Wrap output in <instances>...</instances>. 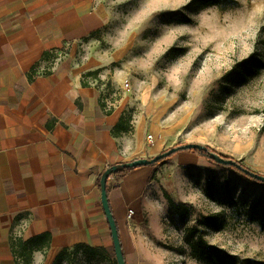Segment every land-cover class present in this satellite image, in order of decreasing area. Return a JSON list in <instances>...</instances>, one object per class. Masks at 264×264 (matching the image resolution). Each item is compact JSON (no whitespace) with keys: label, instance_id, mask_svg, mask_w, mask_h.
Listing matches in <instances>:
<instances>
[{"label":"crops","instance_id":"crops-1","mask_svg":"<svg viewBox=\"0 0 264 264\" xmlns=\"http://www.w3.org/2000/svg\"><path fill=\"white\" fill-rule=\"evenodd\" d=\"M95 1L0 0V264H14L11 239L45 233L49 246L33 252L31 264H53L75 247L81 254L89 249L85 257L114 263L97 179L112 165L173 147L168 139L176 128L155 127L136 112L131 132L111 135L129 113L123 96L114 98L118 71L110 73L108 58L93 52L98 48L90 37L103 26ZM97 69L101 83L89 79L83 88L82 75ZM184 157L198 158L181 153L108 178L107 201L125 264H157V258L163 264L156 246L165 209L158 181L163 169L173 172Z\"/></svg>","mask_w":264,"mask_h":264},{"label":"rangeland","instance_id":"rangeland-1","mask_svg":"<svg viewBox=\"0 0 264 264\" xmlns=\"http://www.w3.org/2000/svg\"><path fill=\"white\" fill-rule=\"evenodd\" d=\"M95 2L103 26L90 37L93 52L118 71L114 98L123 96L128 113L176 128L172 146H208L264 176V0ZM181 153L190 152L171 157ZM197 157L159 176L163 264H204L199 238L243 264H264V183ZM163 192L189 209L184 221ZM84 253L53 264H114Z\"/></svg>","mask_w":264,"mask_h":264},{"label":"trees","instance_id":"trees-1","mask_svg":"<svg viewBox=\"0 0 264 264\" xmlns=\"http://www.w3.org/2000/svg\"><path fill=\"white\" fill-rule=\"evenodd\" d=\"M194 2V4H203L205 6L208 5H218L222 2V0H192ZM46 56V55H45ZM100 69L91 71V72H87L85 74L82 75V79H81V86L83 88L88 87V80L89 79H94L97 81V84L101 83L98 76L100 73ZM34 74V70H31V75ZM31 75H29V79H31ZM106 87H108L109 89H111V84L110 82H106L105 83ZM112 90V89H111ZM106 113H109V111H107ZM132 115L131 114H124L122 115L118 122L116 123V125L111 129V135L113 137H119L121 134H126L132 131ZM181 145L184 144H176L173 147H179ZM170 148L166 149L169 150ZM187 152L193 153L196 156L199 157H203L209 161H211L212 163H214L210 158H209V154L210 153H215L217 154L213 149H211L210 147L206 146L205 150H186ZM176 152H180V151H176ZM173 154H171L170 156L163 158L161 160H158L157 162H155L154 164L150 165V166H155L158 164H161L162 162H164L166 159L170 158ZM220 155L223 159L225 160H232L231 158L225 157L222 154H218ZM234 161L237 165H239L241 167V169H237L236 167L233 166H228V165H221V164H216L218 166H223L225 168L231 169L233 170L235 173L251 179L247 174L243 173V170L247 168L241 164L239 161ZM132 169H124L116 174H114L117 178L121 179L124 176H126L129 171ZM254 180V179H251ZM256 181V180H254ZM258 182V181H257ZM99 183V178L97 179V184ZM260 183V182H259ZM163 196L165 198V200L167 201L169 210L176 214L178 216V218L182 221H184V219L186 218V216L189 213V209L183 205L182 203H176L172 200V198L166 193L163 192ZM49 242H50V236L49 234H42L39 235L37 237H34L32 239H28V240H23L21 238H14L10 240V248H11V252H12V256H13V260H14V264H31V260H32V254L35 251H40L43 252L45 251L48 246H49ZM197 246L201 247L200 253L197 257V259L201 262H203L204 264H243L242 261H238V259L233 256V255H229L226 252H224L223 250L217 249L216 247L212 246V245H208L203 239L199 238L197 241ZM81 247H75L74 251L77 252L78 250H80ZM84 252H88L90 251L87 248L83 249ZM94 252V251H92ZM66 251H61L56 257H55V261L54 262H59L60 260H62V258L65 256ZM114 257V255H113ZM114 264L115 260H114Z\"/></svg>","mask_w":264,"mask_h":264},{"label":"water","instance_id":"water-1","mask_svg":"<svg viewBox=\"0 0 264 264\" xmlns=\"http://www.w3.org/2000/svg\"><path fill=\"white\" fill-rule=\"evenodd\" d=\"M194 149L205 150L206 146L194 144V143H188V144L181 145L179 147H171L169 150L164 151L163 153L151 159H136L130 162H123L117 165H112L106 168L102 172V174L99 177V183H98L99 191H100V201H101V206L104 212V216L106 218V221H107V224L110 230V235H111L112 245H113L114 259H115L116 264H125V261L123 258L122 249H121V245H120L119 238H118L116 224L111 214L108 201H107L106 184H107L108 178L124 169H133V168L142 167V166H150L154 164L155 162H157L158 160H161L163 158L170 156L176 151H186V150H194ZM209 158L216 164L228 165V166L236 167L237 169H241V167L237 165L234 161L225 160L218 154L210 153ZM243 173L247 174L251 179H254L260 183H264V176L262 175H258L246 169L243 170Z\"/></svg>","mask_w":264,"mask_h":264},{"label":"built area","instance_id":"built-area-1","mask_svg":"<svg viewBox=\"0 0 264 264\" xmlns=\"http://www.w3.org/2000/svg\"><path fill=\"white\" fill-rule=\"evenodd\" d=\"M125 87H127L128 86V84L125 82ZM147 142L149 143V144H151L152 143V137L150 136V135H148V137H147ZM132 214V211H129V216Z\"/></svg>","mask_w":264,"mask_h":264}]
</instances>
